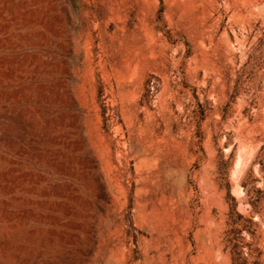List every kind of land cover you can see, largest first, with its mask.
I'll return each mask as SVG.
<instances>
[{
	"label": "rangeland",
	"instance_id": "rangeland-1",
	"mask_svg": "<svg viewBox=\"0 0 264 264\" xmlns=\"http://www.w3.org/2000/svg\"><path fill=\"white\" fill-rule=\"evenodd\" d=\"M0 264H264V0H0Z\"/></svg>",
	"mask_w": 264,
	"mask_h": 264
}]
</instances>
